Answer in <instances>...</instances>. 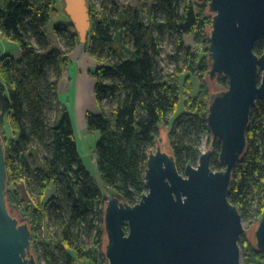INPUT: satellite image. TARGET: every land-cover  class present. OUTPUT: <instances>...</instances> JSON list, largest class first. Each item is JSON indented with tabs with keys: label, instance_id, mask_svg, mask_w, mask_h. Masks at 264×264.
<instances>
[{
	"label": "trees",
	"instance_id": "trees-1",
	"mask_svg": "<svg viewBox=\"0 0 264 264\" xmlns=\"http://www.w3.org/2000/svg\"><path fill=\"white\" fill-rule=\"evenodd\" d=\"M87 4L94 30L85 42L87 50L96 58L105 52H116L118 56L92 72L99 112L86 113L88 132L99 134L95 150L102 181L124 202L136 204L142 198L148 191L145 176L149 153L157 148L160 124H169L182 92L188 96L187 111L173 122L168 133L178 169L198 164L203 132L209 134L208 143L213 149L211 167L224 169L219 156L221 141L211 133L208 123L213 94L207 78L211 69L209 48L199 56L185 42L190 34L196 44H209L214 15L210 0H158L151 23L137 15L131 17L127 11L122 12L123 19L115 20L94 0ZM57 10L56 0H0V33L18 42L23 53L19 60L11 53L0 54V134L7 157V187L24 182L36 199L28 203L21 198L18 187L13 192L8 187L9 210L15 204L31 227L29 253L36 257L37 264H80L79 260H106L102 250L83 240L84 235L103 238L106 209L99 206L102 190L82 160L69 109L59 101V82L70 63V54L83 43L73 24L56 26L55 32L64 37L65 47L49 49L45 28ZM118 24L122 30L115 36L112 26ZM168 31L178 35L186 68L199 79L198 95L193 93L190 75L181 88L177 74L167 79L158 67L156 56ZM254 50L259 55L264 53V37L256 42ZM216 78L226 90L229 78L223 74ZM251 110L247 147L233 172L228 197L239 207L242 218L254 217L253 221L259 222L264 212L263 101L258 100ZM7 123L18 133L9 142L1 132ZM52 185L56 194L45 201ZM254 203L257 207L252 214ZM52 205L61 231L45 241L38 230ZM241 244L244 264H264V250L245 235Z\"/></svg>",
	"mask_w": 264,
	"mask_h": 264
},
{
	"label": "water",
	"instance_id": "water-1",
	"mask_svg": "<svg viewBox=\"0 0 264 264\" xmlns=\"http://www.w3.org/2000/svg\"><path fill=\"white\" fill-rule=\"evenodd\" d=\"M64 6L85 44L92 23L87 0H64ZM209 8L214 13L208 37L210 77L229 78L226 90L212 88L208 116L211 133L221 141L225 168L211 167L209 147L197 165L188 164L182 172L175 156L158 142L148 156V191L142 198L130 204L109 195L104 215L107 264H242L243 218L228 196L247 147L251 109L258 100L264 103V53L254 50L264 37V0H210ZM8 179L0 134V264H37L29 253V222L9 210ZM259 221L255 244L262 251L264 212Z\"/></svg>",
	"mask_w": 264,
	"mask_h": 264
},
{
	"label": "rangeland",
	"instance_id": "rangeland-1",
	"mask_svg": "<svg viewBox=\"0 0 264 264\" xmlns=\"http://www.w3.org/2000/svg\"><path fill=\"white\" fill-rule=\"evenodd\" d=\"M88 1V0H87ZM158 0H94L96 5H98L99 9H101L103 12H105L106 15L112 16L115 20L118 18H122V12L127 11L128 15L131 17H134L135 15L139 16V19L144 21L145 23H151L152 22V10L154 5L157 3ZM64 0H56V7L57 11H55L53 19L51 23L46 26V34L48 37V41L50 42L49 49L53 48H59L64 49L65 47V40L64 37H59L55 32L56 26H68L72 23L71 18L66 14L65 12V6L63 5ZM160 16V14H158ZM92 26V25H91ZM112 33L116 36L119 34V31L122 30V26L113 25L112 26ZM90 33L88 36V41L90 40L91 35L94 33L93 27H90ZM87 41V42H88ZM186 45L191 46L193 48L194 52H198L199 56H203L206 53V49L209 48V45H206L204 41H200L197 44L194 41V36L187 34L185 37ZM88 45V44H87ZM86 44H80L78 45L74 52L70 54V60L69 65L66 66L64 71L71 72L75 70V67H77L78 73H87L90 72V76L92 80L95 81L96 86V79L92 76V72L96 70L99 64L101 63H108L112 61H116L118 59V56L116 52H112L108 54L107 52L100 55V58H96L94 55L90 53L89 50H87ZM90 45V44H89ZM11 53L16 60H19L23 53L20 49V44L14 40L6 39L1 33H0V54H8ZM84 56H88L87 61H84ZM157 63L159 69L162 71L164 76L167 79L173 78V75H178V80L180 82L181 88L184 85V82L188 75L191 76V79L193 80V93L194 95L199 94V79L197 76L193 75L191 71L186 68L185 65V57L184 52L179 50L178 46V35L173 32H166L163 35V38L161 40V52L159 55L156 56ZM94 63L95 66L91 69L87 70V65ZM84 65V66H83ZM209 82V89H211V92H213V89L215 90H221L223 89L222 85L219 83V78H211L207 77ZM1 81V77H0ZM70 81V82H69ZM68 84V86H67ZM73 80L72 79H66L63 82L62 90L65 92L66 90L71 89L73 86ZM94 86V90H95ZM213 88V89H212ZM95 93V92H94ZM188 96L182 92L180 103L178 105L177 110L174 112V114L170 118L169 124L161 123L160 124V131H159V145L163 148L164 151L171 153L173 151V148L171 147L170 138L168 136L169 131L171 130V127L173 126V122L178 119L179 116L184 114L187 111L186 108V98ZM94 98L96 100V95L88 96L87 100L84 102V105L87 106V111H93L94 106ZM99 109V108H98ZM94 112V111H93ZM51 116L54 118L55 113L54 111L51 112ZM60 116L58 118L60 119ZM86 117V115H85ZM87 119V117H86ZM87 122V120H86ZM1 132L3 134V137L5 139V142L11 141L13 138L17 136V132L13 130V127L10 123H7L4 128L1 129ZM80 140V151L82 155V160L87 168V170L92 173L93 177L99 183L103 198L102 202L100 203V208L105 207L107 208V201L109 200V195L114 194L113 190L104 182L102 181L101 172L99 171L98 164L96 161V144L98 142L99 134L98 133H90L88 132V128L83 129V137L79 136ZM209 134L207 132H203L200 140V149L202 152L207 151L209 147L212 149V146L210 143H208ZM158 145V143H157ZM157 149V148H156ZM155 149V150H156ZM10 191H14L17 187L21 191V198H23L26 202L32 203L36 199L35 197L31 196V194L28 191V188L26 187V184L24 182H20L17 186L9 185L8 186ZM37 190V189H36ZM35 190V191H36ZM36 193V192H35ZM56 194V187L52 185L48 190L46 194L45 201H48L52 198V196ZM257 207V204L254 203L251 206V212L254 214L256 212L255 208ZM50 214H44L43 215V224L42 227L38 230V234L42 236V238L45 241H48L49 238L53 235L57 236L60 234V227L59 223L54 218V214L52 213L55 208L54 205L51 207ZM10 210L13 215H16L19 220L26 221L25 216L17 209L15 204L10 205ZM106 211V210H105ZM255 220L254 217H248L243 218L242 222L244 223V232L243 235L240 238L239 244H241L242 237H247L249 240L253 242V244L256 243V237H255V230L259 224V222L253 221ZM102 219L98 222L101 223ZM84 243L88 246H95L99 248V250H102L106 255V247L108 244V238H107V231L105 229L103 238H98L95 235H84ZM68 252H71L74 254L75 257H77V254L75 251H71L70 249L67 250ZM241 251H243L242 244H241ZM242 255V254H241ZM80 264H107L108 257L106 255V260L99 257L95 262L89 259L86 260H79ZM241 263L244 264V257L242 255Z\"/></svg>",
	"mask_w": 264,
	"mask_h": 264
},
{
	"label": "crops",
	"instance_id": "crops-1",
	"mask_svg": "<svg viewBox=\"0 0 264 264\" xmlns=\"http://www.w3.org/2000/svg\"><path fill=\"white\" fill-rule=\"evenodd\" d=\"M88 56H84L83 60L87 61ZM84 66V65H83ZM95 64H89L87 65V70L91 69L94 67ZM65 75L59 82V101L61 102L62 107H67L69 109V112L71 114V118L73 119V126L75 129L76 133V138L78 140V145H79V151H80V138L79 136L83 137V129L87 127V122H86V113L87 111V106L84 105V102L81 101V98L83 97V94L81 93L83 88H86V95L87 96H92L94 95L95 97V91H94V86H95V81L92 80L90 76V72L87 71V73H78L77 67H75L74 71L67 72L64 71ZM66 79H72L73 80V86L71 87L70 91L69 89L63 92V82ZM70 82V81H69ZM68 86V84H67ZM94 109L93 111L98 113V105L96 104V100L94 98V103H93ZM81 152V151H80Z\"/></svg>",
	"mask_w": 264,
	"mask_h": 264
},
{
	"label": "bare ground",
	"instance_id": "bare-ground-1",
	"mask_svg": "<svg viewBox=\"0 0 264 264\" xmlns=\"http://www.w3.org/2000/svg\"><path fill=\"white\" fill-rule=\"evenodd\" d=\"M85 91H86V88H83V90H82V94H83V97L81 98V101H83V102H85L86 100H87V95H86V93H85Z\"/></svg>",
	"mask_w": 264,
	"mask_h": 264
},
{
	"label": "flooded vegetation",
	"instance_id": "flooded-vegetation-1",
	"mask_svg": "<svg viewBox=\"0 0 264 264\" xmlns=\"http://www.w3.org/2000/svg\"><path fill=\"white\" fill-rule=\"evenodd\" d=\"M210 150H212V155H213V149H210ZM213 157V156H212ZM186 170V169H185ZM185 170H182V172H185Z\"/></svg>",
	"mask_w": 264,
	"mask_h": 264
}]
</instances>
